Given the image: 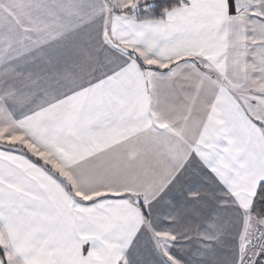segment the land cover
Segmentation results:
<instances>
[{
    "label": "snow or ice",
    "instance_id": "1",
    "mask_svg": "<svg viewBox=\"0 0 264 264\" xmlns=\"http://www.w3.org/2000/svg\"><path fill=\"white\" fill-rule=\"evenodd\" d=\"M0 264H264V0H0Z\"/></svg>",
    "mask_w": 264,
    "mask_h": 264
}]
</instances>
